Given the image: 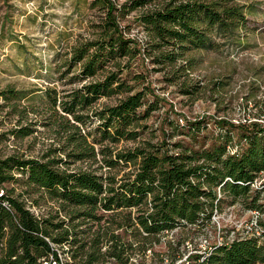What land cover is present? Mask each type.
Returning a JSON list of instances; mask_svg holds the SVG:
<instances>
[{
	"label": "trees",
	"instance_id": "1",
	"mask_svg": "<svg viewBox=\"0 0 264 264\" xmlns=\"http://www.w3.org/2000/svg\"><path fill=\"white\" fill-rule=\"evenodd\" d=\"M103 3L108 8V20L101 38L75 50L74 61L82 62L77 78H94L107 65H120L121 59L141 54L144 49L132 46L135 40L123 35L115 13L121 9H117L112 0H103ZM216 4L198 1L167 4L143 14L142 21L153 38L145 51L150 55L158 52L153 58L158 63H176L187 51L211 47L213 40L208 33L216 31L227 36L245 27L246 17L240 7ZM126 7L127 4H123L122 8ZM185 67L181 65L179 69ZM136 79L144 82L146 72L137 74ZM134 89L121 80L117 72L110 71L103 80L90 81L75 89L70 100L59 103L62 111L75 120L71 123L67 118V128L72 129L69 139L74 143L67 156L76 160L95 158L97 154L92 144H99L109 168L133 163L134 169L122 177L69 170L65 158L52 156L57 149L40 158L18 154L0 157V190H4L0 195V264H44L45 260L47 264H105L101 259L105 253L121 264L129 262L127 253L133 245L124 242L122 236L112 233L106 240L108 250L102 253L98 249L102 242L98 234L91 242V249L86 250L88 243L72 225H66V220H56L51 215L39 217L27 208L25 201L19 198L25 193L41 192L49 196L63 208L70 209L72 221L81 217L101 220L99 210L112 213V218L106 222L116 224L117 228L134 229L135 238L145 239V244L177 228L207 227L215 210L227 199L230 203L239 201L251 210L264 211V203L258 201L262 190L256 188L254 194L251 192L253 183L264 170L262 123L216 122L213 127L222 126L224 130L213 134L210 145L206 146L200 141L207 138L202 134L208 129L205 119H186L182 123L175 119L170 121V136L184 135L187 141L145 142L114 156L108 144L137 140L141 135V122L158 107L157 98L152 102L147 99L153 94L149 84L143 83L141 89ZM124 92L128 94L116 104L105 105L90 114L92 106L101 98ZM0 96L7 103L18 98L11 89L2 90ZM53 104H58L55 97ZM5 105H0L1 112ZM85 110L87 114L83 113ZM97 119L98 125L84 134L78 123L86 126ZM233 127L239 130L236 137L231 132ZM31 133L29 125H22L1 133L0 139H7L8 134L20 138ZM89 137L92 144L88 142ZM235 142L240 145L231 152V144ZM17 173L22 174L23 179H19ZM21 180L27 185L21 194H14L15 186L7 189V184ZM219 188L223 196H219ZM260 223L264 226L263 221ZM54 245L61 247L62 253H69L73 261L62 262L59 248ZM147 249L144 246V250ZM182 254L179 247H171L165 255L174 264ZM189 257L191 264H264V235L240 234L230 240L214 242Z\"/></svg>",
	"mask_w": 264,
	"mask_h": 264
},
{
	"label": "rangeland",
	"instance_id": "2",
	"mask_svg": "<svg viewBox=\"0 0 264 264\" xmlns=\"http://www.w3.org/2000/svg\"><path fill=\"white\" fill-rule=\"evenodd\" d=\"M117 9L115 13L123 35L135 40L132 46L143 49L141 54L127 56L120 65L111 63L98 72L94 78H77L82 62L74 61L78 47L101 38L106 24L108 8L103 0H0V92L5 89L15 91L18 96L8 103L0 96V105L6 104L0 111V134L22 125H29L32 133L17 138L8 134L7 139H0V157L18 154L26 158H40L54 150L52 156L67 160L69 170H90L103 175L122 177L134 169L133 163H122L109 168L99 144H92L96 152L91 159L76 160L68 157L73 142L70 138L72 129L67 128V121L74 123L72 115L62 111L59 103L68 101L75 89L92 80H103L108 73L115 71L121 80L134 90L142 84L151 86L152 95L159 100L158 107L149 118L141 122V135L137 140L120 141L108 144L115 156L117 152L129 147L153 144L163 140L173 143L187 141L184 135H172L171 120L205 119L208 129L202 132L207 138H201L206 146L211 143V136L217 135L224 128L213 127L216 122L226 121L235 125L258 121L264 125V0H112ZM198 1L217 6H238L246 17L244 28L227 36L208 33L213 40L211 47L202 50L187 51L176 63H158L153 60L155 54H148L145 48L153 40L142 21V15L161 9L165 5H178L184 2ZM127 4L126 8H122ZM133 6H137L133 9ZM181 65H186L182 70ZM179 70V71H176ZM146 72L147 79L141 83L137 74ZM128 92L103 97L90 109H101L105 105L116 104ZM54 97L58 104L54 105ZM87 114V110L83 111ZM61 114L65 117H60ZM68 118V119H67ZM99 120L82 127V132L92 130ZM65 126V127H63ZM236 137L238 128L233 127ZM209 137V138H208ZM236 139V138H235ZM240 145L231 144V152ZM64 148V151H62ZM19 179L23 175L17 173ZM16 187L15 195L26 190L23 181L7 184V189ZM254 194L256 188H252ZM219 196L223 193L218 189ZM36 216H54L56 220H66L74 230L88 243L86 250L91 249V242L101 234L99 244L102 253L108 250L106 240L112 233L122 236L123 241L132 244L133 249L127 256V264H171L167 254L172 248L179 247L182 256L174 264H191L190 255L209 248L214 242L233 239L240 234L253 233L251 228L253 214L241 202L224 201L215 210L212 222L207 227L174 229L162 233L159 239L145 244V239L135 238L130 227L117 228L109 224L112 213L99 210L101 220L76 218L71 220L70 209L63 208L57 201L41 192L25 193L19 196ZM259 203H264L261 195ZM264 213V211H263ZM264 222V214L260 218ZM107 227H110L109 229ZM114 229V230H113ZM180 245V246H179ZM59 248L62 262L73 261L69 253ZM144 246L148 248L144 250ZM65 249L68 247L65 245ZM105 264H121L119 260L108 255L101 256ZM47 262L46 260L44 261ZM126 264V263H124Z\"/></svg>",
	"mask_w": 264,
	"mask_h": 264
},
{
	"label": "built area",
	"instance_id": "3",
	"mask_svg": "<svg viewBox=\"0 0 264 264\" xmlns=\"http://www.w3.org/2000/svg\"><path fill=\"white\" fill-rule=\"evenodd\" d=\"M253 187L260 188L262 190V195L264 196V170L260 172L259 176L253 183ZM3 193H4V190L1 189L0 195H2ZM251 212L253 214L251 228L254 229V232H256L257 235H260V236L264 235V226H262L260 223L261 221L260 218L263 216L264 213L261 212L260 210H251ZM44 264H47V263H44Z\"/></svg>",
	"mask_w": 264,
	"mask_h": 264
}]
</instances>
